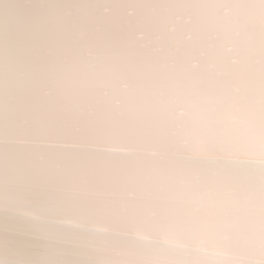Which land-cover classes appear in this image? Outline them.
I'll return each mask as SVG.
<instances>
[{"label":"snow or ice","instance_id":"6c2138e0","mask_svg":"<svg viewBox=\"0 0 264 264\" xmlns=\"http://www.w3.org/2000/svg\"><path fill=\"white\" fill-rule=\"evenodd\" d=\"M0 264H264V0H0Z\"/></svg>","mask_w":264,"mask_h":264},{"label":"clouds","instance_id":"9594fccd","mask_svg":"<svg viewBox=\"0 0 264 264\" xmlns=\"http://www.w3.org/2000/svg\"><path fill=\"white\" fill-rule=\"evenodd\" d=\"M3 257H4L3 250H2V249H0V260H2V259H3Z\"/></svg>","mask_w":264,"mask_h":264}]
</instances>
